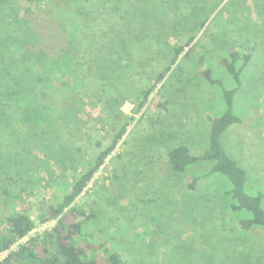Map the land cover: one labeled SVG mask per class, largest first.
<instances>
[{
	"label": "rangeland",
	"instance_id": "rangeland-1",
	"mask_svg": "<svg viewBox=\"0 0 264 264\" xmlns=\"http://www.w3.org/2000/svg\"><path fill=\"white\" fill-rule=\"evenodd\" d=\"M68 8H79L63 11L71 20L87 15L97 24L103 54L126 71H108L102 79L78 71L77 85L66 91L71 106L43 102L45 84L33 70L45 73L41 50L48 46L58 51L49 61L63 55L68 45L56 26L64 15L12 21L6 19L10 4L0 5V171L13 179L10 210L35 222L25 241L47 242L56 222L47 216L46 202L67 192L127 121L126 132L76 199L89 215L80 219L89 237L106 241L127 264H264V231L240 227L230 199L222 197L228 178L206 175L203 160L184 174L169 165L177 144L202 154L211 119L226 110L221 88L200 77L199 68L211 66L235 86L218 57L229 44L244 51L254 47L235 94L242 121L230 126L224 140L228 153L248 169V188L264 190V0H77ZM142 31L149 34L151 52L138 58L133 42ZM191 34L195 38L187 44ZM179 45H186L183 54L140 107L142 86ZM147 55L154 58L146 61ZM196 173L200 186L191 190L187 182Z\"/></svg>",
	"mask_w": 264,
	"mask_h": 264
},
{
	"label": "trees",
	"instance_id": "trees-1",
	"mask_svg": "<svg viewBox=\"0 0 264 264\" xmlns=\"http://www.w3.org/2000/svg\"><path fill=\"white\" fill-rule=\"evenodd\" d=\"M76 2L77 0H0V5L10 4V11L6 19L27 21L35 20L38 17L54 19L62 16L64 15L63 11H70L68 6L76 4ZM75 10L79 11V8H75ZM75 10L70 12H75ZM84 17L81 20H71L64 15V19L56 26L68 45L61 50L64 56L61 55L60 58L49 61V58H55L52 55H56L58 51L54 47L48 46L45 50H41V54L45 59V63L42 65L45 73L41 74L40 69L33 70L37 73L36 76L42 79L41 82L45 84V87L43 86L45 91L42 93L43 102L46 101L47 104L50 103V105L57 108L72 105V100L68 97L66 91L73 87V83L77 85L79 79H76V77H79V73L85 76L88 74L95 75V77L102 79L106 78L108 71L117 75L126 71V69L115 67L116 65L112 62V59L107 57L106 53L103 54V47H99L102 43V36L96 27L97 24L88 20L87 15H84ZM203 23L200 22L199 25H203ZM148 37V32L142 31L137 35V41L134 40L133 42L136 46L138 58L151 52L145 44ZM194 38L195 36L191 34L187 44H190ZM143 42L144 44H142ZM153 42H155L154 39H152L151 49L154 48ZM185 46L179 45L173 48L169 54L168 64L156 74L151 83L147 82L142 86L143 88L139 92V96H142L139 101L140 107L145 105L153 90L165 77L170 69L169 65L175 63L183 54ZM253 53L254 47L251 50L244 51L238 45L229 44L224 53L218 57V65L236 81L235 86H228L222 77L216 75L213 67L202 66L199 68L200 77L209 84L221 88L226 110L221 115L211 119L207 148L202 154H194L189 145L185 143L175 145L169 153V165L175 173L184 174L194 164L203 160L207 164L206 175L220 173L226 176L230 181V187L222 191V197L230 199L229 209L237 213L238 218L240 217L236 223L248 232L264 231V190L261 188L257 190L248 188V169L228 153L225 148L224 136L232 124L241 123L242 121L234 109L235 94L238 93L241 87V74L251 61ZM147 57L148 60L146 61H151L154 55H147ZM126 66H129V64ZM131 66L134 69L137 67L135 62ZM149 78L153 79V76ZM59 90H61V94H57ZM48 94H50V98ZM0 114L2 116V111ZM128 125L129 123L126 121L125 126L116 132L110 144L100 149L92 163L70 184L67 192L62 194L58 200L48 199L46 202L47 216L58 218V221L52 231L48 233L49 239L47 242L45 241L42 244L38 239L30 238L18 244L16 249L11 250L0 260V264H127L128 261L122 253L112 250L106 244V241L97 242L93 240L89 237V233L84 231L83 221H80V219L81 217L87 218L89 215H86L76 199L114 150L126 132ZM2 162L0 158V170L5 168ZM4 172L0 171V219L3 223L0 226V252L9 249L35 226L33 218L26 212L10 210L11 191H15V189L10 188L13 179ZM201 178V174L192 175L187 182V187L191 190H197ZM7 210L8 212H6ZM48 217L42 216L41 218L43 220ZM37 244L41 245L38 246Z\"/></svg>",
	"mask_w": 264,
	"mask_h": 264
},
{
	"label": "built area",
	"instance_id": "built-area-1",
	"mask_svg": "<svg viewBox=\"0 0 264 264\" xmlns=\"http://www.w3.org/2000/svg\"><path fill=\"white\" fill-rule=\"evenodd\" d=\"M57 221H58V218H54L53 219V222H56L57 223ZM34 230H35V227L30 232H33ZM28 234L25 235L24 237L20 238L18 241H16L9 249H6V250L1 251L0 252V260L3 259L11 250L16 249V247L18 246V244L24 242L25 241V238L28 236Z\"/></svg>",
	"mask_w": 264,
	"mask_h": 264
}]
</instances>
